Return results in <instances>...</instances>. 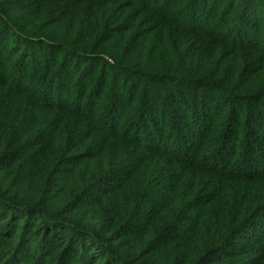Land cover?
Returning a JSON list of instances; mask_svg holds the SVG:
<instances>
[{
	"label": "trees",
	"instance_id": "16d2710c",
	"mask_svg": "<svg viewBox=\"0 0 264 264\" xmlns=\"http://www.w3.org/2000/svg\"><path fill=\"white\" fill-rule=\"evenodd\" d=\"M226 1L0 0V264H264V0Z\"/></svg>",
	"mask_w": 264,
	"mask_h": 264
},
{
	"label": "rangeland",
	"instance_id": "374dc122",
	"mask_svg": "<svg viewBox=\"0 0 264 264\" xmlns=\"http://www.w3.org/2000/svg\"><path fill=\"white\" fill-rule=\"evenodd\" d=\"M227 2H228V0L225 2V4H227ZM37 55H34L35 57V59H38L39 58V56H40V53L38 52V53H36ZM48 58L46 57V55H44V60H43V62H45L46 60H47ZM28 64H31V67H30V73H29V78H36V80H42V79H44V78H47L46 77V74H44V73H41L40 75H38V69H36L37 67H38V65H37V63L35 64V63H30V61H28ZM36 69L37 71L35 72L33 69ZM15 69H16V73L18 74V73H20L22 70H23V68H21L20 66H18V67H15ZM49 78H52V77H49ZM96 78H99V75L97 74V76H96ZM136 77H134V78H132V79H130L131 81V83L132 82H135V81H137V79H135ZM43 81V80H42ZM79 82H80V76H78L77 78H76V81H75V85L74 86H76L77 87V85L79 84ZM38 84H40V83H38ZM110 85V83H108V86ZM93 86H95V84L93 85ZM75 89V88H74ZM75 91V90H74ZM73 98H76V96H74ZM163 112L165 113V114H168V110H166V109H163V106H160L158 109H157V114H158V116L156 117L155 116V118H157V121L159 120V119H162L163 118ZM159 127L158 128H161L162 127V124H160V125H158ZM69 167L70 166H66V167H64L63 169H60L59 170V174H60V176H58V177H56V179H58V182H60V181H62V180H65V179H67L66 178V176L70 173L68 170H69ZM64 170V171H63ZM50 172H52V168L50 169ZM55 176H57V175H55ZM73 185V180H71L70 181V183L68 184V185H63L64 186V188H69V187H71ZM75 185V184H74ZM64 188H62V190L64 189ZM60 189H61V187H60ZM60 195V191L58 192V193H55V197L52 199V201H51V205L52 206H54L55 208H58V204H59V202L61 201V198H59L58 196ZM35 256V255H34ZM33 256V257H34ZM37 260V259H36ZM31 264H34L33 262L31 263Z\"/></svg>",
	"mask_w": 264,
	"mask_h": 264
}]
</instances>
